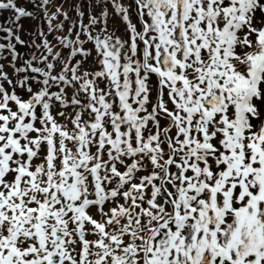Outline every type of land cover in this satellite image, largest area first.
<instances>
[{"label": "snow or ice", "instance_id": "1", "mask_svg": "<svg viewBox=\"0 0 264 264\" xmlns=\"http://www.w3.org/2000/svg\"><path fill=\"white\" fill-rule=\"evenodd\" d=\"M0 264H264V0H0Z\"/></svg>", "mask_w": 264, "mask_h": 264}, {"label": "rangeland", "instance_id": "2", "mask_svg": "<svg viewBox=\"0 0 264 264\" xmlns=\"http://www.w3.org/2000/svg\"><path fill=\"white\" fill-rule=\"evenodd\" d=\"M65 7H68V5L66 4ZM133 20H135V16H133ZM120 34H123V29H121Z\"/></svg>", "mask_w": 264, "mask_h": 264}]
</instances>
